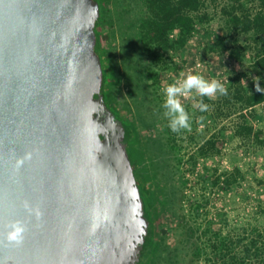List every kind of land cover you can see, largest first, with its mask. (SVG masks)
I'll return each instance as SVG.
<instances>
[{
    "label": "water",
    "instance_id": "95a60500",
    "mask_svg": "<svg viewBox=\"0 0 264 264\" xmlns=\"http://www.w3.org/2000/svg\"><path fill=\"white\" fill-rule=\"evenodd\" d=\"M97 0H0V264H142L152 223L106 106ZM134 160V161H133ZM24 226L20 244L10 225Z\"/></svg>",
    "mask_w": 264,
    "mask_h": 264
},
{
    "label": "rangeland",
    "instance_id": "374dc122",
    "mask_svg": "<svg viewBox=\"0 0 264 264\" xmlns=\"http://www.w3.org/2000/svg\"><path fill=\"white\" fill-rule=\"evenodd\" d=\"M217 21L198 26L184 48L166 51L151 73L138 51L133 58L119 53L121 63L115 60V70L128 75L117 86V97L143 137L135 147L146 154L141 161L150 176L148 187L160 188L156 201L146 202L153 213L157 209L158 221L142 264H258L255 254L264 252V102L224 117V104L233 109L230 101L218 104L221 95L190 93L181 103L192 117L191 129L180 132L170 130L162 107V90L182 74L199 73L227 86L233 74L247 73V60L237 64L216 51ZM102 30L99 51L121 47L117 24L112 32L107 26ZM101 66L111 78L107 56H101ZM201 100L206 112L199 110ZM242 124L252 128L250 134ZM140 192L145 200L142 185Z\"/></svg>",
    "mask_w": 264,
    "mask_h": 264
},
{
    "label": "trees",
    "instance_id": "16d2710c",
    "mask_svg": "<svg viewBox=\"0 0 264 264\" xmlns=\"http://www.w3.org/2000/svg\"><path fill=\"white\" fill-rule=\"evenodd\" d=\"M97 2L100 20L94 31L100 60L101 56H107L104 50L99 51L102 47L103 26L110 29L109 33L117 24L120 37L124 40L122 43L125 46L124 52L131 54L132 58L133 55H137L136 51L141 56H146L151 73L152 68L161 63L166 51L184 48L198 26L207 25L217 19L216 51L223 55L227 54L228 58L237 64L247 60L248 65L247 73L241 71L231 76L226 86L227 94L221 95L217 102L223 104L230 101L233 105V109L229 111L228 106L224 104L227 110L224 117L242 115V112L252 110L264 102V0H97ZM125 14L129 16L128 20L124 19ZM130 67L131 64L127 63L128 70H131ZM112 71L111 78L106 79L103 74L104 101L125 124L132 137L133 142L129 147L131 157L134 160L143 159L146 154L135 147V141L137 140L139 145L143 137L135 122L128 119L127 110L117 97V86H120L122 76L114 68ZM244 80L247 81L246 84ZM240 129L247 134L252 131V128L245 124H242ZM135 178L139 189L141 190V185L143 187L145 204L155 202L160 188L152 189L151 185L148 187V181L144 178L138 175ZM146 208L151 219L154 240L158 213L156 208V214ZM255 256L258 264H264V252H257Z\"/></svg>",
    "mask_w": 264,
    "mask_h": 264
},
{
    "label": "clouds",
    "instance_id": "9594fccd",
    "mask_svg": "<svg viewBox=\"0 0 264 264\" xmlns=\"http://www.w3.org/2000/svg\"><path fill=\"white\" fill-rule=\"evenodd\" d=\"M182 79H178L165 87L162 92L164 102L162 104L165 117L168 119V127L172 132H180L181 130H190L192 117L181 103V98L195 93L200 97L209 99L218 95H226V86L216 79H206L199 73L182 74ZM199 110L206 112L208 105L203 102L199 103ZM203 117H201V120ZM11 231L8 232L7 239L16 244H20L23 240L24 226L19 222L10 225Z\"/></svg>",
    "mask_w": 264,
    "mask_h": 264
},
{
    "label": "flooded vegetation",
    "instance_id": "af4514ba",
    "mask_svg": "<svg viewBox=\"0 0 264 264\" xmlns=\"http://www.w3.org/2000/svg\"><path fill=\"white\" fill-rule=\"evenodd\" d=\"M120 46L121 47H118L117 45H113V46H111L110 47V49L109 50H105V52L107 53V56H108V61H109V63H111L112 64V68H116V66H117V62L116 61H118L119 63H121V58H122V56H123V54H124V50H123V47H122V45H121V43H120ZM112 50V51H111ZM120 51V52H118L117 53V51ZM119 53H120V55H121V58H120V55H119ZM119 58H120V61H119ZM116 60V61H115ZM121 74V73H120ZM123 74V75H122ZM122 74H121V79L124 77V76H126L127 74H126V72L125 73H123L122 72Z\"/></svg>",
    "mask_w": 264,
    "mask_h": 264
}]
</instances>
